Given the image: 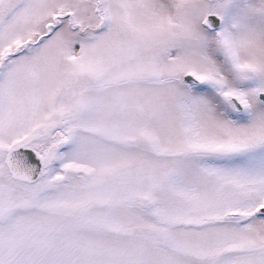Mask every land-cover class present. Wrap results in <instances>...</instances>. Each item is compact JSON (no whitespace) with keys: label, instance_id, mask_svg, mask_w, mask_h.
<instances>
[{"label":"snow or ice","instance_id":"6c2138e0","mask_svg":"<svg viewBox=\"0 0 264 264\" xmlns=\"http://www.w3.org/2000/svg\"><path fill=\"white\" fill-rule=\"evenodd\" d=\"M0 264H264V0H0Z\"/></svg>","mask_w":264,"mask_h":264}]
</instances>
